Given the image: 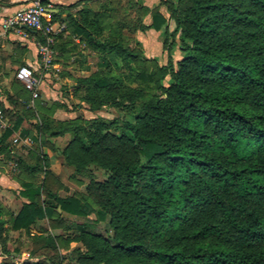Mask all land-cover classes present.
Wrapping results in <instances>:
<instances>
[{"label":"trees","instance_id":"obj_1","mask_svg":"<svg viewBox=\"0 0 264 264\" xmlns=\"http://www.w3.org/2000/svg\"><path fill=\"white\" fill-rule=\"evenodd\" d=\"M100 1L99 10L87 7L69 16L66 30L100 58V70L78 78L75 92H84L82 100L93 111L141 103L139 115L122 133L106 121L84 126L74 120L62 128L44 101L28 108L26 100L22 115L0 137V152L11 156L10 138L38 115V134L22 130L24 138L39 143L45 134L71 132L59 151L65 164L77 174L94 165L109 178L88 190L96 211L83 195L58 196L53 186L63 185L49 170L48 156L30 150L32 162L19 157L20 168L32 178L42 173L44 180L22 184L28 202L12 230H24L35 244L53 250L57 238L31 235L33 226L48 220L56 229L67 222L62 213L89 218L96 212L99 222L110 220L113 237L79 227L67 243L85 247L84 264H264V0H161L174 22L169 36L179 39L182 53L167 65L145 57L141 44L133 48L127 38L149 28H165L168 35L159 7L147 27L141 17L150 10L142 0ZM174 41L166 49L163 40L169 58ZM117 61L133 73L152 62L155 71H142L144 86L131 87L115 76ZM166 77L169 82L161 84ZM152 80L160 93L148 99L145 84ZM4 214L0 207V246L7 243Z\"/></svg>","mask_w":264,"mask_h":264},{"label":"crops","instance_id":"obj_2","mask_svg":"<svg viewBox=\"0 0 264 264\" xmlns=\"http://www.w3.org/2000/svg\"><path fill=\"white\" fill-rule=\"evenodd\" d=\"M31 0H0V111L4 115V118L9 125V128L13 127L12 120L15 121L17 116L22 115L21 109L22 106L26 105V100L28 102V108L34 107L36 104V100L33 99V95L31 92H21L18 84L22 86L17 78L16 74L19 69L23 67L30 68L34 74L40 73L42 68V63L39 58L38 51V36L30 35L27 30L21 29L19 31H8L3 32L1 28V23L3 19L11 14H13L16 10L25 8L29 5ZM45 3L51 7L46 17L47 23L52 25L55 30H59V33L56 36L55 40V59L58 62L53 63V68L59 71L63 70V66L60 63L65 57L72 55L71 53L74 48L77 46V53L81 56L77 61V57L72 58V65L78 62V72L81 73L78 78H86L89 76L88 69L92 67L91 62L89 61L88 54L95 53L90 52L85 46L84 43L80 42L79 38L75 36H71L70 30H66L69 24V16L76 15L78 12L83 11L85 8L89 7L96 10H99L100 0H44ZM103 1V0H101ZM100 1V2H101ZM173 2H177V0H171ZM143 5H145L150 11L141 17L143 23L150 27L152 24V10L154 8L159 7V12L168 20V26L170 28L173 27L174 22L170 20V15L167 10V6L162 5L161 0H142ZM165 28L161 31H157L155 29L149 28L146 31H138L136 33L137 40L140 42L141 46L146 51L152 52L153 49L155 51L159 50L161 56H155L151 54L150 58H160L163 61L165 60L162 57L163 54V42L162 35ZM62 35V38H61ZM45 74V73H44ZM36 76V75H35ZM45 76H47L45 74ZM37 79V78H36ZM39 81V90L42 88L41 78L37 79ZM39 98L41 95L39 94ZM9 115L14 116V119H11ZM36 124V120H24L23 124L19 131L15 132L13 136L10 138L9 142L11 143V156H9L6 152H0V207L4 210L3 219L6 222L5 227L8 229L5 237L7 239V243L5 246H0V264L3 263L6 259H11L14 264H25L27 262L30 263H38L42 261L43 257L32 255L30 253H18L17 251H12L9 247V237L10 233L13 234L18 232L22 233V231H13L12 223L14 219L18 216V214L23 209L24 205L28 202L25 199L21 192L24 190L22 184L24 182H32V181H43L44 174H38L35 178L30 177L26 172H23L20 168V159H28L29 155L27 151H30L34 146L35 142L32 137L27 136L23 137L21 135L22 130H30L32 132L31 125ZM3 135V134H2ZM2 135L0 137H2ZM32 139L33 144L28 146L25 144H15L14 139ZM57 155H60L59 151L56 152ZM43 154L47 155L51 167L49 170L53 174L55 180L57 182H61L65 186L66 183L61 178V172L56 168V159L53 153L43 149ZM58 157V156H57ZM29 162L32 160L29 158ZM58 196L61 198H66L70 196H74L76 193H71L67 195H62L60 191L55 188ZM65 190L68 189L65 187ZM62 217L65 220L74 219L76 217L71 216L66 213H62ZM43 222H48V220L40 221L35 226L32 227L31 235H41L37 232L38 226H40ZM51 231V230H50ZM25 232V231H24ZM26 233V232H25ZM27 234V233H26ZM52 234V233H51ZM28 235V234H27ZM53 235V234H52ZM5 249L11 251V256H7L5 254Z\"/></svg>","mask_w":264,"mask_h":264},{"label":"rangeland","instance_id":"obj_3","mask_svg":"<svg viewBox=\"0 0 264 264\" xmlns=\"http://www.w3.org/2000/svg\"><path fill=\"white\" fill-rule=\"evenodd\" d=\"M169 29L170 30L167 31L168 35H166V32H163L161 37L162 42L165 39L167 41L166 49H168L170 43L174 41V37L169 36L170 32H172L174 29V24L173 27H169ZM129 37L132 39L131 47L136 48L138 41L136 34L132 36L127 34V38ZM174 42H176L177 46L172 52V57L169 58L168 52L163 50L162 57H164L165 60L163 61L160 58H155V60L158 61V65H167L170 60L176 64L182 59L180 41L176 37V41ZM142 49L144 51L145 57L147 58H150L151 54L158 57L161 56L159 50L155 51L153 49V51L148 52L147 55L143 47ZM71 54L72 55H69L60 61L63 66L62 71L54 69L53 65L48 71L45 72L42 67V72L35 74V77L37 79L41 78V82H43L41 85L42 88L39 90V94L41 95L39 100H42L46 103V107L50 111V118L57 123L61 122V124H63L61 125L62 128L66 127V122H71L74 120L84 126H90L94 121H106L108 123L115 122L114 129H117L119 133L125 132L126 124H135L136 117L139 115V106L141 103L135 108L131 106H124L120 108L103 107L102 109L93 111L91 106L82 100L84 92H75L77 79L81 73L77 70L79 66L78 62L72 65V58L77 57L78 61L81 56L79 53H77V51H73ZM87 56L92 65V67L88 69V74L90 76L92 73L100 70V58L97 54L94 55L92 53H89ZM54 61L58 62L57 59ZM115 67V76L121 79L125 78L127 85L131 87L144 86L138 79V75L142 71L151 76L155 71V65L152 62L148 63L147 65L145 64V67L139 66V71L136 73L130 72L120 61H117V65ZM44 73L47 76H45ZM128 77H130L129 80ZM154 79L156 81L158 80V77L154 76ZM156 82L152 80L150 82H146L147 84H145L149 86V88L146 89L148 99L159 95L160 93V91L157 90L159 85ZM168 82L169 79L166 77L163 79L161 84H166ZM37 117L38 119L36 123L39 122L40 125V117L38 115ZM31 127L33 135L35 136L38 134L35 124L31 125ZM60 134V137L55 138H51L50 134L40 136L39 143L35 142L34 146L30 150L33 153H36L37 151L38 153H41L45 148V150L53 153L56 159V168L61 172L60 176L67 185L65 186L62 184L63 188H59L60 186L57 187L56 185L55 187L53 186V188H59L58 191H60L62 195H67L74 192L78 195H83L93 205L95 210L98 211L99 207L96 204V197L91 196L88 190L92 188L94 183H104L107 181L109 174L94 165H90L80 174H77L74 168L68 167L65 164L62 155H57L56 152H62L72 140L73 135L71 132H61ZM29 153L30 151H27L28 155ZM65 187L68 189L67 191L65 190ZM97 218V213L94 212V214H92L89 218H72L63 225L58 226L56 229H53L50 222H43L35 229H37L38 233L43 234L44 236L52 233L57 238V247L53 250H45L41 246L35 244L32 237L27 235L24 231H22V233H10L9 247L12 251H18V253L26 252L32 255L35 254L37 256L43 257L42 261L47 262L48 264H84L85 261H83V257L86 252L85 247L77 242L67 243V239H73L74 237L78 236L80 234L79 227H85L89 232L103 235L111 240L113 237V230L110 227V220L99 222Z\"/></svg>","mask_w":264,"mask_h":264},{"label":"built area","instance_id":"obj_4","mask_svg":"<svg viewBox=\"0 0 264 264\" xmlns=\"http://www.w3.org/2000/svg\"><path fill=\"white\" fill-rule=\"evenodd\" d=\"M50 6L45 5L43 0H31L25 8L16 10L13 14L5 17L1 23L3 32L19 31L29 29L39 33L42 40L38 43L39 58L43 69L46 71L53 66L56 52L54 49L56 36L59 30H55L52 25L47 23L46 17ZM17 80L32 93L33 99H39V81L36 79L34 72L27 67L19 69L16 74ZM9 129L4 115L0 111V136ZM15 144L32 145V139L15 138Z\"/></svg>","mask_w":264,"mask_h":264},{"label":"water","instance_id":"obj_5","mask_svg":"<svg viewBox=\"0 0 264 264\" xmlns=\"http://www.w3.org/2000/svg\"><path fill=\"white\" fill-rule=\"evenodd\" d=\"M49 12V11H48ZM0 145H1V142H0Z\"/></svg>","mask_w":264,"mask_h":264}]
</instances>
